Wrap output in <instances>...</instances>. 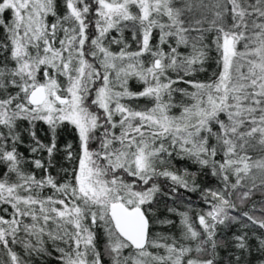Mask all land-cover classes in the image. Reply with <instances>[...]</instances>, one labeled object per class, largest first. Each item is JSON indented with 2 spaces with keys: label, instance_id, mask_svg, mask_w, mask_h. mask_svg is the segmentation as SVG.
<instances>
[{
  "label": "snow or ice",
  "instance_id": "obj_1",
  "mask_svg": "<svg viewBox=\"0 0 264 264\" xmlns=\"http://www.w3.org/2000/svg\"><path fill=\"white\" fill-rule=\"evenodd\" d=\"M57 8V0H0V205L11 209L10 219L0 216V264H30L13 246L30 258L49 241L62 264H220L221 247L240 253L227 264H247L244 230H264L256 201L243 211L256 192L264 197V0H63V13ZM209 63L207 80H184ZM133 78L142 90H130ZM180 82L194 90L174 87ZM177 92L187 101L174 103ZM41 121L49 144L36 136ZM22 122L30 155L46 151L47 165L19 152ZM65 124L79 146H65L69 166L53 176ZM176 159L218 182L201 190L207 210L194 219L165 202L179 235L155 230L174 224L157 215L161 198L200 189ZM232 224L241 232L218 239V226ZM253 235L264 256V233Z\"/></svg>",
  "mask_w": 264,
  "mask_h": 264
},
{
  "label": "trees",
  "instance_id": "obj_2",
  "mask_svg": "<svg viewBox=\"0 0 264 264\" xmlns=\"http://www.w3.org/2000/svg\"><path fill=\"white\" fill-rule=\"evenodd\" d=\"M58 4V14H62L64 11L63 8V0H57ZM7 15V14H6ZM54 17L49 16L48 21L53 22ZM61 36L63 35L62 33L60 34ZM111 35H116V33H112ZM126 39L132 44V47L135 48V42L132 41L131 38V33L126 32L125 33ZM153 43L156 42L154 39L152 41ZM57 43V47H58ZM165 49L167 50V45L164 46ZM113 50L117 49L116 45L112 46ZM180 52H187L188 49H185L181 47L179 49ZM3 59V56L0 55V60ZM207 71L205 72H197L191 76H184V80H199V81H204L207 80V78L211 75L213 69L215 68L214 63H209L206 65ZM173 79L177 77L176 73H169ZM179 75L183 76V73L181 72ZM40 78L42 79V73L40 75ZM59 80L63 82L64 78L60 77ZM174 87H179V88H184L188 89L189 91H192L194 89H191L188 84H185L183 82H180ZM129 88L132 91H140L143 88V85L137 82L134 78L129 80ZM174 103L179 105L181 102H186L187 98L183 97L179 92L174 94ZM132 103H137L133 101ZM138 103L143 106L145 105L146 101L144 99H140ZM173 113L179 114L180 108H174ZM27 125V122H22V127H21V132H22V138L24 140V144L19 146V152L23 154V156L29 160H31L33 157L37 159H42L43 162L47 165L48 160V154L47 152H42L39 154H31L29 153V149L27 145L29 143H32L31 138L28 134L27 131H24L23 128ZM35 133L36 136L39 138L40 141H42L45 144H49L51 142V133L49 131V128L46 124H44L42 121L37 122L35 126ZM56 143H57V151L54 153L52 157V165L49 167V172L53 176H63V173L60 171L63 167H68L69 163L65 159V153L63 149L65 146L69 143L73 145L74 150H78L79 146V141L78 137L75 134L74 129L70 125H63L61 128L58 129L57 131V138H56ZM95 147V145H93ZM253 155H255L253 153ZM219 158V157H218ZM173 164L175 166V169H182V168H187L190 172H194L197 174V183L200 186V189H198L195 192H188L183 188H180L178 190V193L175 194V197H178V199H168L167 197L161 198L159 202V212L157 215L160 218H165L168 217L173 220L174 224L170 226H155L156 231L163 232L165 234L171 233L175 235H179V217L175 214L168 213L167 209L165 207V202L167 203L168 206L175 207L177 208L178 211H188L189 215L193 217V219L196 216L197 212H200L202 210H207V205L204 204L203 198L201 196V190L204 188H216L217 187V181L214 177H212L210 174H201V171L197 165H194L191 163V161L188 160H179L176 159L173 161ZM26 168L32 172L35 173L37 178H40L41 176L44 175V172L42 169H35L31 164H27ZM4 171L3 167H0V173ZM162 185L165 183L163 179L159 181ZM167 191V189H164ZM51 190L46 189L45 193H49ZM264 200V197L260 195L259 192H256V194L247 202L246 205L243 206V211H249L252 208L253 202L256 201V209L254 211L255 215H264L259 212L260 204L258 203L259 201ZM191 206V207H189ZM7 208L8 211L5 212L3 209ZM10 212L11 209L8 205H0V216H3L4 218L10 219ZM250 223V222H249ZM196 226L199 227L198 222H196ZM218 233H217V238L218 239H224V240H230V238L233 236V234H239L241 232L239 224H232L230 227H225V226H218ZM244 231H247L249 234V244L252 246V252L251 254L244 253L242 259L247 262V264H261V261L264 260V256H262L259 252L256 251V248L258 247V240L257 236L253 235V232H256L257 234L264 233V230L258 229V228H250L246 229ZM21 236H23V233H20ZM97 246L99 250L103 251L104 247V235L102 231L97 230ZM61 247H67L66 245L61 244ZM14 250L23 256L24 259L30 260V264H62L61 260L59 259V252L56 251L55 245L52 244L51 241L45 244V248L47 249V253L42 254L40 256L33 255L32 257H27L24 256V250L20 245H15L13 246ZM240 253L235 249V248H226V247H221L218 249V260L220 264H227L228 260H234L236 255H239ZM105 264H108L107 262V257H105Z\"/></svg>",
  "mask_w": 264,
  "mask_h": 264
}]
</instances>
